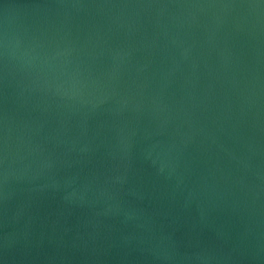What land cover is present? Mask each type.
Listing matches in <instances>:
<instances>
[{
    "label": "water",
    "instance_id": "obj_1",
    "mask_svg": "<svg viewBox=\"0 0 264 264\" xmlns=\"http://www.w3.org/2000/svg\"><path fill=\"white\" fill-rule=\"evenodd\" d=\"M0 264H264V0H0Z\"/></svg>",
    "mask_w": 264,
    "mask_h": 264
}]
</instances>
